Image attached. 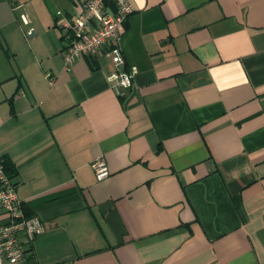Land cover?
Here are the masks:
<instances>
[{
    "label": "crops",
    "instance_id": "obj_1",
    "mask_svg": "<svg viewBox=\"0 0 264 264\" xmlns=\"http://www.w3.org/2000/svg\"><path fill=\"white\" fill-rule=\"evenodd\" d=\"M128 1L119 96L104 48L64 66L54 11L83 0H0V158L44 225L27 264H264V0Z\"/></svg>",
    "mask_w": 264,
    "mask_h": 264
},
{
    "label": "built area",
    "instance_id": "obj_2",
    "mask_svg": "<svg viewBox=\"0 0 264 264\" xmlns=\"http://www.w3.org/2000/svg\"><path fill=\"white\" fill-rule=\"evenodd\" d=\"M109 4L115 7L114 12L109 11ZM132 9L128 0H83L78 13L70 15L61 8L55 9V23L63 34L65 68L104 48L113 66L106 79L117 95H123L138 71L136 66L126 65L121 47L123 27ZM20 19L28 23L26 14H21ZM93 169L98 180L109 174L101 156L94 159ZM24 208L12 174L0 158V264H27L28 246L44 230L40 217L27 215Z\"/></svg>",
    "mask_w": 264,
    "mask_h": 264
},
{
    "label": "trees",
    "instance_id": "obj_3",
    "mask_svg": "<svg viewBox=\"0 0 264 264\" xmlns=\"http://www.w3.org/2000/svg\"><path fill=\"white\" fill-rule=\"evenodd\" d=\"M2 159H3L4 163H5L6 170L8 171V173L14 174L15 169L13 168V164L5 157H3ZM24 210H25V213L27 215L31 214V213L27 212L26 208H24Z\"/></svg>",
    "mask_w": 264,
    "mask_h": 264
}]
</instances>
